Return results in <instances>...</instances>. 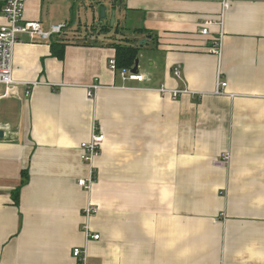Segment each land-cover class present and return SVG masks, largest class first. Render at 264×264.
Instances as JSON below:
<instances>
[{
	"label": "crops",
	"instance_id": "0c3cea01",
	"mask_svg": "<svg viewBox=\"0 0 264 264\" xmlns=\"http://www.w3.org/2000/svg\"><path fill=\"white\" fill-rule=\"evenodd\" d=\"M219 15V0H26L27 20L68 27L62 57L21 35L13 93L0 84V264H74V247L92 264H264V0ZM126 41L141 82L108 67ZM95 123L105 140L87 191L80 144ZM88 202L97 240L81 229Z\"/></svg>",
	"mask_w": 264,
	"mask_h": 264
},
{
	"label": "built area",
	"instance_id": "2783aa9c",
	"mask_svg": "<svg viewBox=\"0 0 264 264\" xmlns=\"http://www.w3.org/2000/svg\"><path fill=\"white\" fill-rule=\"evenodd\" d=\"M231 1L233 0H219V26L222 23L224 12L229 8ZM25 2L26 0H4V4L1 8V12L5 17V23L0 25V84L6 86L7 91L5 94L7 95H11L13 93V85L15 84V81L12 78V57L13 48L19 41L20 36L27 35L28 37H37L39 40L50 42L51 39H54L56 36H60L68 27L67 23L62 22L50 25L45 29L39 21L27 20L24 16ZM211 24H213L211 20H204L201 28L202 35H207L209 33V26ZM221 45L222 32H220L219 35L213 40L210 50L220 55ZM108 67L114 72L118 71L122 80H134L141 82L144 79L142 74L130 72L127 69H117L114 56L108 60ZM173 71L174 74L177 75L179 72V66L173 68ZM88 87V96L94 97L98 85L91 84ZM225 87V82H217L214 93H225ZM159 92L176 99L181 93H187L188 90H170L162 86L159 88ZM104 140V133L95 123L92 127L90 139L80 144V159L89 166V172L86 178L78 179L77 183L87 191L91 190L93 184L96 181L94 162L101 152ZM229 157L230 155L228 153L221 154L219 157L213 160V166L225 167L228 163ZM96 212L97 206L91 202H88L82 209L83 222L81 224V229L85 239L87 240L99 239V234L93 233L89 225L90 218L93 217ZM72 256L75 259L74 264H92L88 260V254L84 247H74L72 249Z\"/></svg>",
	"mask_w": 264,
	"mask_h": 264
},
{
	"label": "trees",
	"instance_id": "16d2710c",
	"mask_svg": "<svg viewBox=\"0 0 264 264\" xmlns=\"http://www.w3.org/2000/svg\"><path fill=\"white\" fill-rule=\"evenodd\" d=\"M4 4V0H0V9ZM105 32L108 30L107 27L101 28ZM50 46L52 53L57 55L58 57H62L64 43L57 39L50 40ZM115 49V63L117 69H131L135 58L138 56L139 47L136 44L126 42H114L113 43ZM19 189L16 190L18 192Z\"/></svg>",
	"mask_w": 264,
	"mask_h": 264
},
{
	"label": "water",
	"instance_id": "95a60500",
	"mask_svg": "<svg viewBox=\"0 0 264 264\" xmlns=\"http://www.w3.org/2000/svg\"><path fill=\"white\" fill-rule=\"evenodd\" d=\"M100 12H101V16H104V8L103 7H101L100 8ZM114 21V17H112V22ZM144 41V40H143ZM141 42L142 41H140V44H141ZM138 62H139V58H138V56L135 58V60H134V64H133V66H132V68H131V72H137L138 71ZM0 136H1V132H0Z\"/></svg>",
	"mask_w": 264,
	"mask_h": 264
},
{
	"label": "rangeland",
	"instance_id": "374dc122",
	"mask_svg": "<svg viewBox=\"0 0 264 264\" xmlns=\"http://www.w3.org/2000/svg\"><path fill=\"white\" fill-rule=\"evenodd\" d=\"M145 60H146V58L142 56V57H141V61H140V65H141V66H140V68H139L140 71H142V69H144V68L147 67L146 64H147L148 62H146Z\"/></svg>",
	"mask_w": 264,
	"mask_h": 264
}]
</instances>
